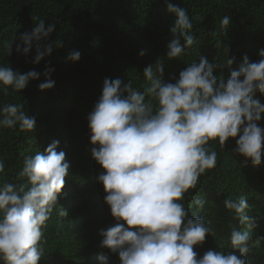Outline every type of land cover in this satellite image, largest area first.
Instances as JSON below:
<instances>
[{"label": "clouds", "instance_id": "1", "mask_svg": "<svg viewBox=\"0 0 264 264\" xmlns=\"http://www.w3.org/2000/svg\"><path fill=\"white\" fill-rule=\"evenodd\" d=\"M165 4L166 12L175 17L165 57L178 60L198 40L192 35L193 23L185 9L170 0ZM230 24L228 15L221 18L222 34ZM54 31L55 23L46 26L41 19L30 32L4 44L6 55H12L13 45L15 52L24 56L34 49L32 63L39 64L60 46V41L55 46L49 41ZM80 56L75 51L68 58L76 62ZM258 57L250 62L243 55L226 80L213 73L231 69L234 57L210 63L200 56L169 81L164 80L165 62L159 58L144 68L142 90L134 88L131 80H103L100 96L86 119L90 155L103 169L96 179L115 221L99 231V246L117 254L113 255L116 264H250V244L260 246L264 238L253 240L257 221L246 215L251 205L244 196L226 197L223 204L246 230L230 224L231 250L210 249L202 256L194 246L214 235L211 222L189 215L183 200L189 190L196 189L200 177L217 166L218 154L210 142L224 148L232 139L235 154L254 167L261 164L264 127L259 122L264 104L256 94L264 95V49L258 51ZM53 70L46 66L43 73L31 70L21 74L8 63L0 64V90L5 96L9 89L21 93L41 75L44 82L38 85L39 90L51 89ZM35 123L23 103L0 106V128L33 132ZM58 145L59 141L53 140L43 152L24 156L18 176L25 182L0 181V264H38L45 254L44 229L54 209L61 217L67 216L57 207V200L70 164L65 152L57 151ZM4 173L5 164L0 160V174ZM206 202L199 198L194 204L202 210ZM98 260L108 264L105 255Z\"/></svg>", "mask_w": 264, "mask_h": 264}, {"label": "trees", "instance_id": "2", "mask_svg": "<svg viewBox=\"0 0 264 264\" xmlns=\"http://www.w3.org/2000/svg\"><path fill=\"white\" fill-rule=\"evenodd\" d=\"M170 2L185 9L193 23L192 35L198 40L186 54L172 61L165 55L175 17L166 12L165 0H0V64L8 63L21 74L31 70L43 73L47 66L54 69L49 78L55 81L53 88L41 91V75L21 93L9 89L5 96L0 90V106L23 103L28 116L36 118L33 132L0 128V160L5 164L0 181L25 182L18 176L24 156L43 152L53 140L59 141L57 151L63 150L70 164L57 200V207L67 216L61 217L54 209L44 229L45 254L38 264H99L100 255L108 257V264H116L113 255L117 254L99 246V231L115 221L104 203L106 193L96 179L103 169L90 155L86 119L105 78H121L125 83L131 80L134 88L142 90L144 68L159 58L165 62L164 80L169 81L200 56L210 63L234 57L231 69H216L213 73L226 80L243 55L250 62L259 59L258 51L264 49V0ZM225 15L231 24L222 34L220 20ZM41 19L46 26L56 24L49 41L54 46L60 41V46L39 64L32 63L34 49L24 56L16 53L13 45L12 55L7 56L4 44L30 32ZM75 51L81 56L73 62L68 57ZM141 51L143 56L139 55ZM256 98L264 104V95L257 93ZM259 126L264 127V114ZM210 143L218 154L217 166L201 176L196 189L189 190L183 200L189 215L203 217L213 228V236L194 246L198 256L215 248L231 250L229 225L240 226L233 220L234 214L224 208L223 201L229 196L247 199L251 210L246 215L257 221L252 229L253 240L264 238V157L254 167L233 152L234 140L227 141L224 148L217 142ZM199 198L207 201L202 210L194 204ZM250 247V264H264V240L260 246Z\"/></svg>", "mask_w": 264, "mask_h": 264}]
</instances>
